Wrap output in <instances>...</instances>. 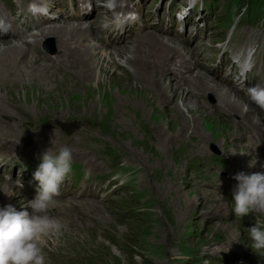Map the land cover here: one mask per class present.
<instances>
[{
    "label": "rangeland",
    "instance_id": "obj_1",
    "mask_svg": "<svg viewBox=\"0 0 264 264\" xmlns=\"http://www.w3.org/2000/svg\"><path fill=\"white\" fill-rule=\"evenodd\" d=\"M224 25L225 22L221 21L220 26ZM113 66L114 63L103 72L99 83L94 81V75H90L94 68L88 66L86 71L78 70L80 75L89 74L84 76L82 82L59 84L54 90L33 78L12 91L0 87V108L4 107L10 115L18 117L23 125H27L22 138L28 147L43 145L52 139L49 135L32 130L34 126H39L40 117H78L91 119L95 131L103 133L112 150L120 151L124 158L136 157L141 160L142 168L136 166L129 170L137 175L134 180L138 183L135 186L138 198L133 196V192L124 200L126 205L129 204L127 207L125 204L110 207L109 215L105 214L104 218L98 220L100 226L94 231L84 230L60 237L55 242L58 244L53 245L56 250L52 251L58 256L54 258L53 264H195L184 258H190L189 255L195 257L196 251L208 242H216L218 236L215 229L199 228L197 218L200 215L196 211V202L200 196L198 189L204 183V174L192 170L189 165L185 166L184 160L194 154L195 158H202L196 154L204 146L207 149L210 142L228 148H233L234 144L237 146L234 137L238 128L234 122L222 118V115L204 113L203 106L194 111L186 109L184 114L175 112L177 98L181 93L176 94L175 102L168 107L158 104L150 94L149 86L137 85L132 79L130 67L117 75L113 72ZM141 79L145 82L143 77ZM177 84L173 80V87ZM169 86L168 82L164 84L167 89ZM177 90L183 91V88ZM193 90L194 86L189 95L195 96ZM186 96L184 93V98ZM183 104L186 106L184 102L180 106ZM245 107L246 112H249L248 106ZM254 114L255 109L248 114L249 119ZM251 119L254 124V117ZM188 121L191 123L185 125ZM192 121L197 125L196 132L188 131L194 124ZM143 127L149 128L153 138L148 137ZM254 129L264 139V125L260 123ZM184 130L187 131L184 133ZM181 134H184L183 140L176 138ZM56 140L63 142V146L74 144V139L57 137ZM183 142H188L187 151H184ZM239 149L248 151L243 146ZM185 154L186 158L182 157ZM206 170L208 180L216 183L217 172L222 170L221 165L210 163ZM143 189L149 192L145 196L141 194ZM143 199L156 202L142 207ZM161 201L168 204L170 209L173 204V213L163 210L160 214ZM124 208H127L129 218L127 222H120L118 214ZM138 210L144 211L136 214Z\"/></svg>",
    "mask_w": 264,
    "mask_h": 264
},
{
    "label": "clouds",
    "instance_id": "obj_2",
    "mask_svg": "<svg viewBox=\"0 0 264 264\" xmlns=\"http://www.w3.org/2000/svg\"><path fill=\"white\" fill-rule=\"evenodd\" d=\"M247 95L251 103L264 111V86L249 87ZM50 143L53 146L43 151L33 173L35 196L22 210L11 204L0 207V264H47L41 237L59 234L64 227L49 212L60 186L72 172V149L57 148L54 138ZM233 179L237 182L232 191L234 215L238 218L250 214L264 216V172H239ZM247 238L254 253L264 252V226L255 223L248 227Z\"/></svg>",
    "mask_w": 264,
    "mask_h": 264
},
{
    "label": "bare ground",
    "instance_id": "obj_3",
    "mask_svg": "<svg viewBox=\"0 0 264 264\" xmlns=\"http://www.w3.org/2000/svg\"><path fill=\"white\" fill-rule=\"evenodd\" d=\"M124 18L123 17H119L117 16V20L118 22H121ZM94 27H97L98 25L96 23H94ZM69 30V29H68ZM101 30V26L97 27V31L100 32ZM163 35H168V33L162 29H157L153 32H147V34L143 37V41H139L136 44L133 45H129L125 48H119L116 44L114 46V50L115 51H109V50H104L103 49V44H98L96 42H92L88 45V48L91 52V55H96L99 53V55L94 58V60L92 61V63L89 65L90 67L94 68V72L93 74H90L91 76L94 75L95 79L94 81L96 83H99V79L100 77H102L104 74L103 72H106L108 70V68H110V65L112 64V62H115V65H122L124 67V69L128 67H130V69L132 70L133 74L136 77L139 76H147L149 79L150 84L155 85V86H160L158 85L159 82H162L164 79H170L172 82L173 80H175L176 83H178V76L177 74H175L173 72L172 69H170L168 62L172 60V58H174V55L179 54L178 51V47L183 48V52L185 54H187V52H196L198 50V46L195 44L196 41V37H192V36H184L179 42H176L173 38L168 37L165 38L163 37ZM173 44V45H171ZM130 46H134V48L132 49ZM143 49H147L149 51V55L157 57L158 59L153 61V62H148L145 61L141 55L143 52ZM24 50V46L19 42V41H15V40H11V41H1L0 40V63L7 58V56L10 53H14V52H23ZM121 51V55H118L117 52ZM187 51V52H186ZM11 58L8 57L7 61H10ZM184 62H187L186 59H183ZM116 66L113 67V69H115ZM77 70L79 69L78 67H76ZM93 68L91 70H93ZM99 69V72H98ZM80 70H83V68H81ZM86 71V70H85ZM84 76H89L88 74H84ZM173 76V77H172ZM197 76V77H196ZM196 76H194V89L198 92L201 91H207L210 93H214L216 96L218 95H222L221 97H225L227 98L229 101H227L226 103L237 113L240 114L242 121L244 123H246L253 131L254 129V125L252 123V119L250 120L247 117V112L243 111V107L246 106L245 102L243 99H239L236 97V95L234 93H221L217 92V88L219 86H216V88L212 85V83H215V85L217 84V81L214 79L213 82L211 81V78L207 75V74H202L200 72L196 73ZM174 78V79H173ZM91 79V78H90ZM173 79V80H172ZM104 82V81H103ZM154 83H158V84H154ZM103 85V84H102ZM3 88V87H2ZM221 88V86H220ZM14 89H9V91L15 90ZM226 91H229L227 89H225ZM184 91L180 92L181 94H179V97L177 98V108L175 112H178L179 114H184V110H188V111H192L193 109H200L202 106L200 103H198L196 101V99L192 96V95H188L184 98ZM183 96V97H182ZM2 97V96H1ZM195 101H194V99ZM83 99V98H82ZM186 99V100H183ZM186 101L187 104H186ZM185 103L186 106L183 104L182 106H180V104ZM193 105V106H191ZM180 106V108H179ZM175 108V107H174ZM182 108V109H181ZM0 109L2 110H6L4 107H1ZM193 110V111H194ZM205 110V109H204ZM223 108H220V111L223 112ZM254 110V109H253ZM7 112V111H5ZM204 113H206L205 111H203ZM9 113V112H7ZM210 114V113H208ZM207 114V115H208ZM247 117V118H246ZM191 119V118H188ZM254 120H256V122L254 123L255 126L260 125V123H262L264 125V115H259V113L257 111H255V116H254ZM194 124H192V128H189L188 130H193V132H196L195 130L197 129V125L195 124L194 121H192ZM187 123H191V121H188L185 123V125H187ZM186 127V126H185ZM187 129V127H186ZM187 130H184V133ZM184 134L179 135L178 137L180 138L181 136H183ZM255 137L252 134V138H251V142H254ZM10 143H7V145H9ZM167 151V150H166ZM109 215V212H101L102 216L101 217H105V214Z\"/></svg>",
    "mask_w": 264,
    "mask_h": 264
}]
</instances>
